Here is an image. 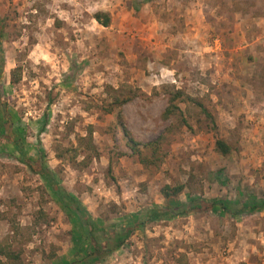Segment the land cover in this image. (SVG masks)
<instances>
[{
	"label": "rangeland",
	"instance_id": "obj_1",
	"mask_svg": "<svg viewBox=\"0 0 264 264\" xmlns=\"http://www.w3.org/2000/svg\"><path fill=\"white\" fill-rule=\"evenodd\" d=\"M0 48V264H83L85 228L39 161L100 230L192 198L264 202V0H0ZM163 185L181 190L164 198ZM96 254L93 264H264V209L149 222Z\"/></svg>",
	"mask_w": 264,
	"mask_h": 264
},
{
	"label": "trees",
	"instance_id": "obj_2",
	"mask_svg": "<svg viewBox=\"0 0 264 264\" xmlns=\"http://www.w3.org/2000/svg\"><path fill=\"white\" fill-rule=\"evenodd\" d=\"M93 19L95 22L103 27L108 26L109 16L107 13L95 12L93 14ZM1 50V48H0ZM2 58H0V70H1ZM180 94L175 92L169 95L168 106L162 111L161 117L164 119L170 117L174 114V111H177L176 105L171 102L178 98ZM124 100L114 99V104L120 107V104ZM196 106L199 108L200 112L204 115L205 118L209 119L211 122L210 129L215 130V125L211 114L206 110L204 106L200 103H196ZM110 107L107 108V112H111ZM116 118L119 121V125L122 127L124 137L127 140L128 147L131 151H134L136 148L137 142H135L126 129L121 124V114L120 110L116 112ZM6 138L13 146L15 151L19 154L21 162L31 171H34L33 164L31 161L24 158V153L21 149L20 143L17 140ZM157 141L154 140L152 143H145L143 146L155 144ZM213 149L221 154L226 155L229 153V146L221 139L216 138L213 143ZM39 166L37 171H34L41 175L43 180L46 182L50 188L52 194L58 199L60 204L75 212L81 225L85 228V233L88 239V248L83 253V255L74 263H83V264H93L95 260H98L99 257L96 253H99V256L109 253L112 249L116 248L119 244L122 243L127 236L132 233L136 228L141 229L146 223L156 222V221H165L173 217L186 216L189 214H194L198 212L205 211L207 209H213L216 212H226L232 217L241 216L242 213L251 214L256 210L264 209V202H252V201H243L239 198L238 193L234 200H226L222 198H192L188 201L181 202L172 207L169 206H149L141 208L136 214L135 221L133 223L117 225L114 228L107 230H100L95 227L93 224L89 212L82 206L79 200L70 195L63 187L54 179L51 171L43 165L40 161L38 162ZM181 190V186L163 185L160 189L161 195L164 198H169L175 196ZM104 253V254H103ZM0 254L3 256L6 255L2 250ZM73 263V262H72Z\"/></svg>",
	"mask_w": 264,
	"mask_h": 264
}]
</instances>
